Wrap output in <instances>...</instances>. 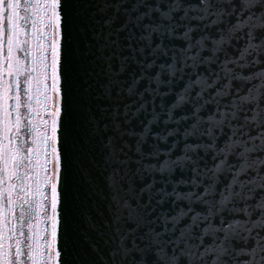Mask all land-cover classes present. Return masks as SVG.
<instances>
[{"label":"snow or ice","instance_id":"obj_1","mask_svg":"<svg viewBox=\"0 0 264 264\" xmlns=\"http://www.w3.org/2000/svg\"><path fill=\"white\" fill-rule=\"evenodd\" d=\"M13 5L0 264L37 215L42 264H264V0Z\"/></svg>","mask_w":264,"mask_h":264},{"label":"rangeland","instance_id":"obj_2","mask_svg":"<svg viewBox=\"0 0 264 264\" xmlns=\"http://www.w3.org/2000/svg\"><path fill=\"white\" fill-rule=\"evenodd\" d=\"M27 2V0H26ZM0 3H3V0H0ZM4 11V8L1 7L0 9V20L2 23L3 20V16H2V12ZM13 18L10 17V24L13 23ZM30 30V29H29ZM32 81V76L28 75L26 83H25V90L29 89L30 90V84ZM28 133L30 130V139L32 138L31 134H32V128L31 125L27 127ZM30 147V146H29ZM39 223H40V217L37 215L35 217V219H31L28 227H27V244H26V253H27V258L29 261V264H42V261L44 259L43 256L40 257V260H37L34 258V253L37 250V246L39 244V241L37 239V236L40 235V231H39ZM17 237H14L12 235V233L10 232V234L7 236L6 241L9 245H11L14 248H16V244H17ZM43 239H45V237H43ZM12 249V248H11Z\"/></svg>","mask_w":264,"mask_h":264},{"label":"trees","instance_id":"obj_3","mask_svg":"<svg viewBox=\"0 0 264 264\" xmlns=\"http://www.w3.org/2000/svg\"><path fill=\"white\" fill-rule=\"evenodd\" d=\"M21 7L23 8L24 6L22 5ZM16 15H17L16 7H15V5H13V21H14ZM22 82H23V78L20 77V83H21V92H20V94H21V96H23L25 94V85ZM28 126H30V124L25 123V125H24V129H25L24 135H27L28 138L30 139V130H29V133H28V130H27ZM26 146L29 147L30 145H26ZM30 220L31 219H26L23 222L22 227H18L17 228L16 237L18 239H17L16 248L13 249V247H12V249H13L12 255L15 257V259L14 260H9L10 264H29V261H28V258H27V253H26V244H27V239H28L27 238V227H28V224H29ZM45 240H47V237H45ZM16 250L19 251V254H17Z\"/></svg>","mask_w":264,"mask_h":264},{"label":"flooded vegetation","instance_id":"obj_4","mask_svg":"<svg viewBox=\"0 0 264 264\" xmlns=\"http://www.w3.org/2000/svg\"><path fill=\"white\" fill-rule=\"evenodd\" d=\"M9 2H10V4H12V0H9ZM0 9H1V7H0ZM1 15V14H0ZM10 17L11 18H13V7H12V10L10 11ZM0 24H2L1 23V20H0ZM22 78H23V84L25 85V83H26V80H27V77L28 76H21ZM5 79H7V77H5ZM21 138V140H23V136L22 137H20ZM11 233H12V235L14 236V237H16V235H17V228L15 229V230H12L11 231ZM8 236V235H7ZM7 238V237H6ZM6 238H4V239H6ZM6 248L7 247H11L12 248V246L11 245H9L8 243H7V245H4ZM7 264H10V261H7Z\"/></svg>","mask_w":264,"mask_h":264},{"label":"water","instance_id":"obj_5","mask_svg":"<svg viewBox=\"0 0 264 264\" xmlns=\"http://www.w3.org/2000/svg\"><path fill=\"white\" fill-rule=\"evenodd\" d=\"M3 8H4V11L2 12L3 20L5 18H7L9 20L10 11H7V8L6 7H3ZM6 11H7V17L5 16ZM3 20H2V23H3ZM9 103H14V102L13 101H10Z\"/></svg>","mask_w":264,"mask_h":264},{"label":"bare ground","instance_id":"obj_6","mask_svg":"<svg viewBox=\"0 0 264 264\" xmlns=\"http://www.w3.org/2000/svg\"><path fill=\"white\" fill-rule=\"evenodd\" d=\"M9 4H10V2H9ZM13 22V21H12ZM9 23H10V16H9Z\"/></svg>","mask_w":264,"mask_h":264}]
</instances>
